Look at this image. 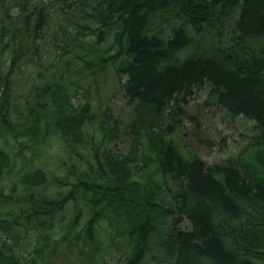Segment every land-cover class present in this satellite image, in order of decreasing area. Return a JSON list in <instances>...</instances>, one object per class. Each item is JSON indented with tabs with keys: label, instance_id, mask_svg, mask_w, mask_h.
<instances>
[{
	"label": "trees",
	"instance_id": "obj_1",
	"mask_svg": "<svg viewBox=\"0 0 264 264\" xmlns=\"http://www.w3.org/2000/svg\"><path fill=\"white\" fill-rule=\"evenodd\" d=\"M115 85L134 103L128 155L110 148ZM202 88L255 122L250 173L163 127ZM0 233V264L111 247L125 264H264V0H0Z\"/></svg>",
	"mask_w": 264,
	"mask_h": 264
},
{
	"label": "rangeland",
	"instance_id": "obj_2",
	"mask_svg": "<svg viewBox=\"0 0 264 264\" xmlns=\"http://www.w3.org/2000/svg\"><path fill=\"white\" fill-rule=\"evenodd\" d=\"M202 89L193 91L192 95L186 99V104L181 102V106L184 107H182L180 116L178 113L174 114L173 119L171 116L165 115L163 127L166 128V125L170 124L169 131L173 129L175 131L170 136L173 138L178 135L177 141L180 149L184 152H191V154L201 158L208 165L231 162L243 174L250 173L251 168L247 165L245 166L244 163H248L245 162V159H249L251 151H254V137L257 131L255 122L244 116H233L226 112L212 100L208 94V88ZM109 92V95L105 97V103L110 107V111L108 110L106 114V120L112 127L110 148L118 154L128 155L131 153L130 150L133 144V138L129 135L128 127L133 117L134 103H130V98L126 96L120 85H115ZM82 102L83 99L80 95L73 100L74 106ZM93 127L88 128L90 132H92ZM140 146L141 144L137 146V156L138 162L142 163L141 156L144 151V145L143 148ZM251 146L252 148H250ZM56 150V144L52 146V149L46 150V153L49 155L48 158L52 161H54V157H58L62 153ZM83 154L86 155L85 150ZM46 166L52 168L49 166V160L48 162L46 161ZM161 211L165 214L167 213L165 209H161ZM174 220L170 227L175 230L188 229L186 220ZM159 222L161 223V221ZM1 235L0 233V241ZM150 239L152 243V236ZM31 247L26 248V254L31 251ZM73 253L70 255V259L72 260L70 261V259L66 260L67 258L63 251L57 250L52 252L48 256L47 264H82L79 255ZM129 254L130 252L126 253L123 251V247L119 249L111 247L105 251L100 260L93 262V264H125ZM80 255H82L81 252ZM148 258L151 259V255L147 251L145 261ZM37 264L43 263L37 261ZM145 264H149V262L146 261Z\"/></svg>",
	"mask_w": 264,
	"mask_h": 264
},
{
	"label": "bare ground",
	"instance_id": "obj_3",
	"mask_svg": "<svg viewBox=\"0 0 264 264\" xmlns=\"http://www.w3.org/2000/svg\"><path fill=\"white\" fill-rule=\"evenodd\" d=\"M202 90L205 91L204 89H202ZM223 109H224V108H223ZM224 110H225V109H224ZM111 134H112V131H111ZM255 134L257 135V134H258V131H256ZM255 134H254V135H255ZM174 148H175V147H174ZM127 167H129V166H127Z\"/></svg>",
	"mask_w": 264,
	"mask_h": 264
}]
</instances>
